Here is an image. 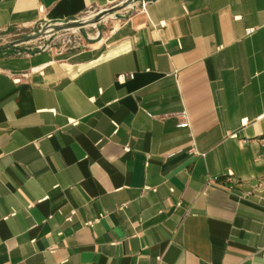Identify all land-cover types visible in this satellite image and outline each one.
Returning <instances> with one entry per match:
<instances>
[{
	"label": "crops",
	"instance_id": "obj_1",
	"mask_svg": "<svg viewBox=\"0 0 264 264\" xmlns=\"http://www.w3.org/2000/svg\"><path fill=\"white\" fill-rule=\"evenodd\" d=\"M141 1L0 0V31L139 4L0 44V264H264V0Z\"/></svg>",
	"mask_w": 264,
	"mask_h": 264
},
{
	"label": "rangeland",
	"instance_id": "obj_2",
	"mask_svg": "<svg viewBox=\"0 0 264 264\" xmlns=\"http://www.w3.org/2000/svg\"><path fill=\"white\" fill-rule=\"evenodd\" d=\"M131 2L92 7L83 15L60 23H43L30 28H10L0 31V44L14 39L32 36L22 47L28 50L56 48L62 51H73L99 41L112 31L125 17L131 14L136 6Z\"/></svg>",
	"mask_w": 264,
	"mask_h": 264
},
{
	"label": "built area",
	"instance_id": "obj_3",
	"mask_svg": "<svg viewBox=\"0 0 264 264\" xmlns=\"http://www.w3.org/2000/svg\"><path fill=\"white\" fill-rule=\"evenodd\" d=\"M147 3H148L147 0H142V1H141V7H142V9H144V10L146 9V5H147ZM254 30H255V28H253V27L247 28V29H246V34L249 35V34L253 33ZM133 77H134V73H126V72H122V73H119V74L117 75V79H118L119 81H125L126 79H128V78H133ZM178 117H179V119H180L179 124H178V126H179L180 128H187V127L190 126L189 116H188V113H187L186 110H182V111H180V112L178 113ZM263 145H264V142H263ZM190 151H191L192 153H197V151L195 150L194 147H192V148L190 149ZM214 181H215V177H209V179H208V184H210V183H212V182H214ZM247 194H250V193H247ZM245 196H247V195H243V194H242V195H240V198H244Z\"/></svg>",
	"mask_w": 264,
	"mask_h": 264
},
{
	"label": "water",
	"instance_id": "obj_4",
	"mask_svg": "<svg viewBox=\"0 0 264 264\" xmlns=\"http://www.w3.org/2000/svg\"><path fill=\"white\" fill-rule=\"evenodd\" d=\"M32 36H28V37H25L23 40H17V41H14L13 43H17V42H20V41H28L29 39H31ZM12 44V43H11ZM1 48V47H0Z\"/></svg>",
	"mask_w": 264,
	"mask_h": 264
}]
</instances>
